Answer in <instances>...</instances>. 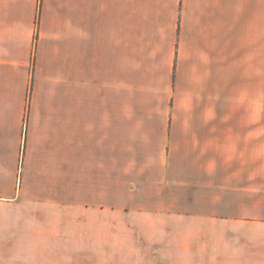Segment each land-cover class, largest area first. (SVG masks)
<instances>
[{
    "label": "crops",
    "instance_id": "0c3cea01",
    "mask_svg": "<svg viewBox=\"0 0 264 264\" xmlns=\"http://www.w3.org/2000/svg\"><path fill=\"white\" fill-rule=\"evenodd\" d=\"M0 264H264V0H0Z\"/></svg>",
    "mask_w": 264,
    "mask_h": 264
},
{
    "label": "clouds",
    "instance_id": "9594fccd",
    "mask_svg": "<svg viewBox=\"0 0 264 264\" xmlns=\"http://www.w3.org/2000/svg\"><path fill=\"white\" fill-rule=\"evenodd\" d=\"M255 115L258 117V115H259L258 111H257V113Z\"/></svg>",
    "mask_w": 264,
    "mask_h": 264
}]
</instances>
